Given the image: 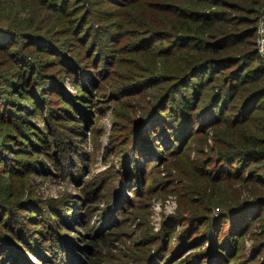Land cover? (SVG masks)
I'll list each match as a JSON object with an SVG mask.
<instances>
[{
    "label": "rangeland",
    "instance_id": "obj_1",
    "mask_svg": "<svg viewBox=\"0 0 264 264\" xmlns=\"http://www.w3.org/2000/svg\"><path fill=\"white\" fill-rule=\"evenodd\" d=\"M50 2L25 10L30 35L0 46V91L12 106L8 118L0 108L10 125L0 140L11 145L0 143V212L17 232L0 264H264V153L243 166L224 155L240 149L229 142L242 122L227 116L179 145L142 143L166 87H179L187 54L175 35L188 17L177 6L187 1ZM261 21L254 62L264 61ZM255 132L264 141V127ZM231 219L221 260L223 245L204 237Z\"/></svg>",
    "mask_w": 264,
    "mask_h": 264
},
{
    "label": "trees",
    "instance_id": "obj_2",
    "mask_svg": "<svg viewBox=\"0 0 264 264\" xmlns=\"http://www.w3.org/2000/svg\"><path fill=\"white\" fill-rule=\"evenodd\" d=\"M186 1L187 4L177 6L188 17L187 30L175 35L179 41L178 49H186L184 52L187 54L186 64L177 81L179 87L172 90L166 87L167 97L156 109L155 123L140 131L146 137L142 139V143L147 144L149 139L157 149L160 144L165 146L171 141L179 145L186 135L188 138L195 132L204 131L209 124L224 121L229 116L230 121L242 122L240 127L244 130L235 143L232 139L229 142V139L222 138L226 139L227 144L229 142L230 149L240 148L237 151L226 150L224 155L227 161L240 158L238 166L256 161L264 153V141H260L261 135L255 132L261 126L264 127V61L261 59L254 62L259 54L255 35L258 18L264 15V0ZM48 2L49 0H38L37 4L35 0H0V46L9 47L18 34L30 35L29 30L33 25L22 15L26 9L35 10L34 7H38L39 11L35 10L38 15L43 10L44 3ZM60 2L70 5L71 0H51L49 5L60 9ZM83 17L84 15L77 17L79 23L76 27L83 28ZM170 52L175 53V50ZM20 65L24 72H29L33 66L26 57H22ZM13 83L16 86L24 85L26 78H18ZM3 90L0 91V108L6 109L8 118L10 116L7 112L12 106L8 105L10 99ZM236 97L240 98L235 103ZM231 108L233 114H230ZM226 110L228 114H225ZM148 113L152 116L151 110ZM0 125H4L7 131L10 129V125L3 124L1 119ZM26 134L29 135L25 131ZM38 135L45 138L44 134L38 132ZM155 138L159 141L158 146ZM2 142L8 146L10 140L8 137H1L0 143ZM132 148V151L139 152L138 147ZM2 211L0 220L5 219L8 224L0 227V252L6 251L11 244L6 236L17 233L9 215L6 216V212ZM224 221H228L227 218ZM236 223L231 219L227 225L222 224L217 228L218 232L211 228L210 233H206L204 242L215 245L229 228L233 233L238 227ZM206 225L212 227L210 222ZM222 245L218 250L221 260L226 246L221 242L217 243L218 247Z\"/></svg>",
    "mask_w": 264,
    "mask_h": 264
},
{
    "label": "built area",
    "instance_id": "obj_3",
    "mask_svg": "<svg viewBox=\"0 0 264 264\" xmlns=\"http://www.w3.org/2000/svg\"><path fill=\"white\" fill-rule=\"evenodd\" d=\"M259 25H260L259 30H260V34H261V36L258 40L259 49L264 52V22L261 21Z\"/></svg>",
    "mask_w": 264,
    "mask_h": 264
}]
</instances>
